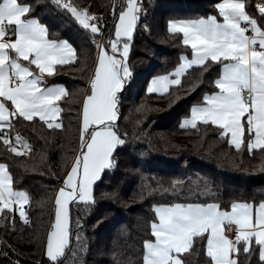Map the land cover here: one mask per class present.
Wrapping results in <instances>:
<instances>
[{
	"label": "snow or ice",
	"instance_id": "obj_1",
	"mask_svg": "<svg viewBox=\"0 0 264 264\" xmlns=\"http://www.w3.org/2000/svg\"><path fill=\"white\" fill-rule=\"evenodd\" d=\"M112 4L111 27L106 35L104 17L73 0H0V142L8 153L24 157L33 152V146L16 131L17 124H39L61 134L68 131L59 102L69 96V91L62 84L48 86L45 82V75L55 74V66L74 64L78 59L77 49L68 39L50 38L57 21L70 18L96 50L94 69L85 77L86 88L72 93L73 102L80 104L76 114L78 144L72 148L70 167L54 193V220L46 239L39 241L40 255L46 257L44 264H65L71 252L73 223L76 246L81 253L86 249L82 217L78 215L73 221L71 206L83 207L85 215L103 211L101 218H106L110 210L100 205L101 199L124 205L122 181L112 180L121 167L139 179L136 198L143 200L146 193L151 196L157 192L174 197L150 206L153 216L145 222L148 236L142 241L139 264H189L186 257L196 254L201 245L205 264H264V198L258 203L254 197L235 199L225 208L207 182L197 191L190 181L185 188L183 179H172L165 187L156 177L145 175L160 168V163L130 147L129 133L121 128L124 101L141 95L133 93L129 57L138 24L147 10L144 0H112ZM36 6L49 14L52 30L39 14L33 15ZM214 8V14L168 21L167 33L179 36L189 52L179 55L174 70L152 76L141 91L178 102L177 93L194 91L209 73L213 90L204 92L182 118L178 117L179 129L211 127L218 139L237 153L245 148L250 157L259 153L261 163L254 167L264 173V3L253 7L250 0H223ZM142 27L148 30L147 24ZM132 103V110L142 116L153 111L145 104L135 107V99ZM141 122L137 120V125ZM121 157H128L132 166L123 165ZM46 159L42 154L41 162ZM234 166L247 172V168ZM48 174L55 178L50 166ZM106 182L113 188L101 192ZM182 191L195 194L197 199L181 197ZM29 203L27 191L13 188L9 165L0 163V226L15 230L18 213L21 226L31 227L25 209ZM233 226L234 239H230L225 232H232ZM27 242L32 243V238ZM0 255L7 257L8 251ZM113 259L114 264H137L123 251H114Z\"/></svg>",
	"mask_w": 264,
	"mask_h": 264
},
{
	"label": "trees",
	"instance_id": "obj_2",
	"mask_svg": "<svg viewBox=\"0 0 264 264\" xmlns=\"http://www.w3.org/2000/svg\"><path fill=\"white\" fill-rule=\"evenodd\" d=\"M258 1L250 0L252 3ZM20 2L34 3V0ZM73 2L95 12L97 16L104 18L108 16L109 24L105 28L107 35L108 27H111L112 0ZM218 2L223 0H160L156 5L144 1L147 15L142 17L138 24L129 63L133 66L134 72L133 93L141 92L139 99H136L135 95L132 97L136 100L135 107L145 104L153 111L142 116L140 112L132 110V99L125 100L122 108L125 119L122 121L121 130L129 133L130 147L138 148L140 152L147 153L149 159L160 163V168L145 175L156 177L165 187L172 179H183L185 188L189 186L190 181L197 191H202L203 183L207 182L213 188L215 198L222 207L227 208L235 199L254 197L258 203L264 198V173L255 171L254 166L261 163L259 153H254L250 157L246 148L237 153L226 141L219 140L211 127L201 126L199 131L179 129L178 117L182 118L189 106L199 100L204 92L213 90L208 83L210 74L205 73L204 83L199 84L194 91L181 90L177 93L180 97L178 102L157 98L156 94L149 95L146 91H141L146 89V84L152 76L174 70L179 55L189 52L179 36L172 37L167 33L168 21L214 14V5ZM116 10H119V3ZM37 14L42 21L49 23L52 30L51 18L46 11L41 10V6H36L33 15ZM144 24L148 25L147 31L142 27ZM50 38L68 39L76 47L78 54L74 64L55 66V74L47 76L45 80L47 85L62 84L69 91V96L59 102L64 109L62 118L68 131L61 134L59 130L52 132L39 124L35 126H31L29 122L17 124L16 131L33 146V152L24 157L8 153L0 142V163L9 165V171L13 176V188L29 193L30 203L25 205V209L32 221L31 227L21 226L17 213L15 230L6 231L0 226V241L6 242L0 243V252L8 251L7 257L0 255V264H15L17 260L19 264L38 262L44 264L46 257L40 255L39 241L46 239L47 230L54 220V193L70 167L72 148L78 144L76 114L80 104L73 102L72 93L77 89L86 88L85 77L94 69L96 50L91 45L90 38L68 17L57 21V27ZM137 120L142 122L137 125ZM134 136H139V139H133ZM42 154L47 157L44 162H41ZM65 158L68 163L65 162ZM121 161L127 168L132 166L128 157H121ZM234 164H238L240 168H247V172L239 171ZM49 166L56 174L55 178L48 174ZM112 180L122 181L120 194L126 206L101 199L100 205L110 210L106 218H101L104 216L103 211L85 215L86 210L83 207L77 209L71 206L73 221L78 215L82 217L84 230L81 235L85 240L86 249L81 253L77 248L73 223L71 252L68 253L65 264H114V251H123L125 256H130L139 264L142 241L148 236L145 222L153 216L150 206L174 199L171 193L163 192L151 196L146 193L143 200L136 198L140 191L139 179L126 171L125 167H121ZM112 188L113 184L106 182L101 192L111 191ZM185 195H189L192 200L197 199L195 194L182 191L181 197ZM208 202H212L211 198ZM29 237L32 238V243L27 242ZM73 252L76 253L75 256L72 255ZM186 258L189 264H205L207 258L203 245L196 254Z\"/></svg>",
	"mask_w": 264,
	"mask_h": 264
},
{
	"label": "built area",
	"instance_id": "obj_3",
	"mask_svg": "<svg viewBox=\"0 0 264 264\" xmlns=\"http://www.w3.org/2000/svg\"><path fill=\"white\" fill-rule=\"evenodd\" d=\"M144 1L147 2L148 4L156 5L160 0H144ZM104 19L106 21V25L108 26V24H109V18L106 17ZM234 229H235V226H233V231L232 232H228L227 229H226L227 235L233 238L234 237Z\"/></svg>",
	"mask_w": 264,
	"mask_h": 264
},
{
	"label": "crops",
	"instance_id": "obj_4",
	"mask_svg": "<svg viewBox=\"0 0 264 264\" xmlns=\"http://www.w3.org/2000/svg\"><path fill=\"white\" fill-rule=\"evenodd\" d=\"M263 1H264V0H263ZM257 15H258V13H257ZM45 80H47V75H45ZM52 85H53V84H51V85H48V86H52ZM225 234L227 235V233H226V232H225ZM229 238H230V239H234V238H232V237H230V236H229Z\"/></svg>",
	"mask_w": 264,
	"mask_h": 264
},
{
	"label": "rangeland",
	"instance_id": "obj_5",
	"mask_svg": "<svg viewBox=\"0 0 264 264\" xmlns=\"http://www.w3.org/2000/svg\"><path fill=\"white\" fill-rule=\"evenodd\" d=\"M252 3V2H251ZM257 3H262V1L261 0H259ZM256 4V2L255 3H252V6L254 7V5ZM108 17V16H107ZM106 18V17H105ZM234 238V237H233Z\"/></svg>",
	"mask_w": 264,
	"mask_h": 264
}]
</instances>
